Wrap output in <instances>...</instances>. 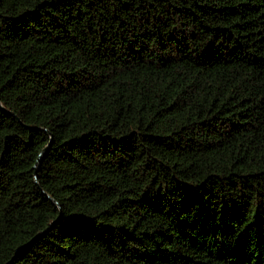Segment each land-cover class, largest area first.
<instances>
[{"label":"trees","instance_id":"obj_1","mask_svg":"<svg viewBox=\"0 0 264 264\" xmlns=\"http://www.w3.org/2000/svg\"><path fill=\"white\" fill-rule=\"evenodd\" d=\"M0 105V264H264V0H0Z\"/></svg>","mask_w":264,"mask_h":264},{"label":"water","instance_id":"obj_2","mask_svg":"<svg viewBox=\"0 0 264 264\" xmlns=\"http://www.w3.org/2000/svg\"><path fill=\"white\" fill-rule=\"evenodd\" d=\"M0 108L3 109L4 111H6L1 105H0ZM48 147H49V143L39 153V155H38V161H40L44 157L46 151L48 150ZM45 195H46L47 198L51 199L55 204H57L56 201L53 200L52 198H50V196L48 194H45ZM53 224H54V221H52L44 230H42V231L38 232L36 235H34V237L28 243H30L31 241H33L35 238L43 235L48 229L51 228V226ZM23 246L24 245L20 246L18 249L22 248ZM18 249H17V251H18ZM10 263H11V261H8L7 262V264H10Z\"/></svg>","mask_w":264,"mask_h":264}]
</instances>
